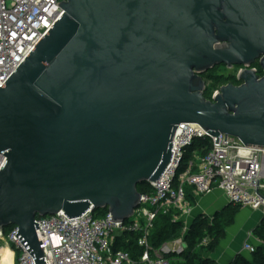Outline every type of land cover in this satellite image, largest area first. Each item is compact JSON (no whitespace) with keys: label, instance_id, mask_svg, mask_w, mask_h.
I'll return each instance as SVG.
<instances>
[{"label":"water","instance_id":"95a60500","mask_svg":"<svg viewBox=\"0 0 264 264\" xmlns=\"http://www.w3.org/2000/svg\"><path fill=\"white\" fill-rule=\"evenodd\" d=\"M62 15L0 85V232L44 263L36 217L134 216L137 186L168 166L177 125L264 146V79L204 97L202 75L249 65L222 12L251 22L264 0H62ZM225 140V136H224ZM229 202V201H228ZM262 210V207H260Z\"/></svg>","mask_w":264,"mask_h":264},{"label":"built area","instance_id":"2783aa9c","mask_svg":"<svg viewBox=\"0 0 264 264\" xmlns=\"http://www.w3.org/2000/svg\"><path fill=\"white\" fill-rule=\"evenodd\" d=\"M62 0H0V85L62 15L58 4ZM218 92L214 90L211 98ZM225 136V140H224ZM209 134L196 123L177 125L171 140V158L168 166L155 182H146L149 193H140L133 218L123 222L109 220V213L98 218L94 208L82 215L68 218L63 211L36 217L37 238L42 247L41 264H174L178 259L169 253L181 254L186 247L182 238L174 247L162 244L154 249L149 241L153 222L159 212L170 211L178 219L188 215L187 188L194 195L219 189L234 206L260 210L264 220V146L245 145L239 139ZM202 146L203 154L189 149ZM5 155L0 154V168ZM17 226H11L0 240H4L13 255V264H35L20 240L14 236ZM124 233L137 234L136 244L142 253L135 259L123 249H114L117 238ZM202 244H207V238ZM258 245L264 247V238ZM257 245L245 242L242 250L253 254ZM17 254V255H16Z\"/></svg>","mask_w":264,"mask_h":264},{"label":"trees","instance_id":"16d2710c","mask_svg":"<svg viewBox=\"0 0 264 264\" xmlns=\"http://www.w3.org/2000/svg\"><path fill=\"white\" fill-rule=\"evenodd\" d=\"M220 78H215L206 92L210 97L212 92L221 85ZM204 93V96H205ZM207 146V142H203L200 145H196L194 148L189 149L186 154V159L191 155V152L195 149L201 155L204 153L202 146ZM140 193H149L151 188L146 183H141L137 186ZM239 206L230 204L221 212H217L211 221H208L206 216H199L191 225L189 231L183 238L186 244L181 254L174 252L167 255L168 258H176L177 262L174 264H214L211 259L203 258V252L214 250L219 241L225 236V231L228 226L233 223L234 216L237 213ZM96 211V210H95ZM107 210L103 211L105 215ZM175 212L170 211L167 214L159 212L153 222L152 229L149 235V241L154 249H159L162 244L172 241L174 238H178L182 235V222L174 218ZM11 226L2 230L6 235ZM259 231L264 236V220L259 225ZM137 234L124 233L122 236L116 239L114 249H123L131 253L135 259L142 253V249L136 244ZM207 238V244H202L203 240ZM252 259L249 261L241 256L236 258L230 264H264V247L257 248L256 252L252 254Z\"/></svg>","mask_w":264,"mask_h":264},{"label":"crops","instance_id":"0c3cea01","mask_svg":"<svg viewBox=\"0 0 264 264\" xmlns=\"http://www.w3.org/2000/svg\"><path fill=\"white\" fill-rule=\"evenodd\" d=\"M186 192L191 212L186 216L178 217L177 220L183 225L182 235L166 243L170 247H174L175 240L185 237L192 223L199 216H206L208 221H211L217 212L223 211L230 205L226 196L217 188L208 194L197 196L191 188H187ZM262 221L263 214L260 210L240 207L234 216L233 223L226 228L225 236L214 250L203 252V258L211 259L214 264H230L238 255L250 261L252 254L243 251L242 246L245 242L259 246L258 243L264 238L263 233L259 231Z\"/></svg>","mask_w":264,"mask_h":264},{"label":"flooded vegetation","instance_id":"af4514ba","mask_svg":"<svg viewBox=\"0 0 264 264\" xmlns=\"http://www.w3.org/2000/svg\"><path fill=\"white\" fill-rule=\"evenodd\" d=\"M222 24V34L225 38V42H230L231 33L228 31L234 32L241 36V40L246 44L251 46L253 51L252 61L249 65H231L230 67L222 64L224 66V71L219 73V77L222 81L221 85L217 87L216 90L226 84H232L234 86H240L243 84V80L239 78V75L244 70L252 71V78L259 81L264 79V8H256L255 15L251 22H242L237 16L236 13H227L222 12L221 18ZM218 71L210 74L209 71L205 72L202 75V78L205 82V90L209 88L212 84L215 76H218ZM205 93L206 99H211V96Z\"/></svg>","mask_w":264,"mask_h":264},{"label":"rangeland","instance_id":"374dc122","mask_svg":"<svg viewBox=\"0 0 264 264\" xmlns=\"http://www.w3.org/2000/svg\"><path fill=\"white\" fill-rule=\"evenodd\" d=\"M215 71H218L217 72L218 76H215V78L221 77L219 75V73H221L222 71H224V66L222 64H220V65L215 66L213 69H210L209 70L210 74L214 73ZM105 210H107V209H104V208L103 209H96L95 216L98 217V218L103 217L104 216L103 211H105ZM3 243H4V240H0V247H5L6 246V245L3 246Z\"/></svg>","mask_w":264,"mask_h":264},{"label":"bare ground","instance_id":"6f19581e","mask_svg":"<svg viewBox=\"0 0 264 264\" xmlns=\"http://www.w3.org/2000/svg\"><path fill=\"white\" fill-rule=\"evenodd\" d=\"M0 264H13V255L9 248L0 247Z\"/></svg>","mask_w":264,"mask_h":264}]
</instances>
